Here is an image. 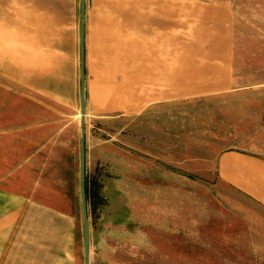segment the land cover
<instances>
[{
    "label": "crops",
    "instance_id": "0c3cea01",
    "mask_svg": "<svg viewBox=\"0 0 264 264\" xmlns=\"http://www.w3.org/2000/svg\"><path fill=\"white\" fill-rule=\"evenodd\" d=\"M80 6L0 0V264H78ZM85 8L91 116L247 89L237 64L248 52L252 74L264 75V0H85ZM87 154L86 131V188ZM217 171L264 210V153L224 151Z\"/></svg>",
    "mask_w": 264,
    "mask_h": 264
},
{
    "label": "rangeland",
    "instance_id": "374dc122",
    "mask_svg": "<svg viewBox=\"0 0 264 264\" xmlns=\"http://www.w3.org/2000/svg\"><path fill=\"white\" fill-rule=\"evenodd\" d=\"M242 47L252 51L253 38ZM248 56L237 64L247 89L141 115L86 114L90 264H264V210L217 171L224 151L264 153V75ZM80 67L79 56V98Z\"/></svg>",
    "mask_w": 264,
    "mask_h": 264
},
{
    "label": "water",
    "instance_id": "95a60500",
    "mask_svg": "<svg viewBox=\"0 0 264 264\" xmlns=\"http://www.w3.org/2000/svg\"><path fill=\"white\" fill-rule=\"evenodd\" d=\"M85 0H81L80 6V105L82 114V140H81V197L83 209V224H84V250H85V264H90V223L88 216V200L86 188V53H85Z\"/></svg>",
    "mask_w": 264,
    "mask_h": 264
},
{
    "label": "trees",
    "instance_id": "16d2710c",
    "mask_svg": "<svg viewBox=\"0 0 264 264\" xmlns=\"http://www.w3.org/2000/svg\"><path fill=\"white\" fill-rule=\"evenodd\" d=\"M89 188H90V187L88 186V187H87V195H88V197L90 196V195H89Z\"/></svg>",
    "mask_w": 264,
    "mask_h": 264
}]
</instances>
